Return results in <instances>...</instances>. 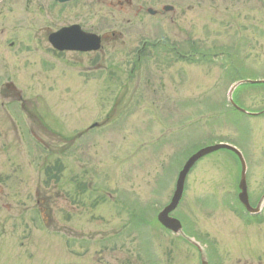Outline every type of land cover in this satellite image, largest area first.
Returning <instances> with one entry per match:
<instances>
[{
	"label": "rangeland",
	"instance_id": "rangeland-1",
	"mask_svg": "<svg viewBox=\"0 0 264 264\" xmlns=\"http://www.w3.org/2000/svg\"><path fill=\"white\" fill-rule=\"evenodd\" d=\"M72 23L101 49L55 50L48 33ZM234 80H264V0H1L0 264H201L156 216L189 155L220 141L260 202L264 113L230 107ZM233 97L259 111L264 84ZM239 166L200 159L172 213L209 264H264V203L246 211Z\"/></svg>",
	"mask_w": 264,
	"mask_h": 264
},
{
	"label": "water",
	"instance_id": "water-1",
	"mask_svg": "<svg viewBox=\"0 0 264 264\" xmlns=\"http://www.w3.org/2000/svg\"><path fill=\"white\" fill-rule=\"evenodd\" d=\"M57 3L63 4L67 3L73 0H56ZM174 7L172 5H166L164 6V10L169 11L173 10ZM150 13L155 14L156 12L152 9L148 10ZM50 41L54 45L55 48L59 50H80V51H88V50H96L100 47V37L96 34H91L84 32L80 25H71L68 27H63L59 29L56 32H53L50 35ZM241 82H238L235 84L231 90L230 93V101L236 107L238 110L255 114L248 112L244 108H241L238 106L232 98V91L234 88L239 85ZM245 82L250 83H264V80H245ZM97 123H94L92 127L96 126ZM220 149H227L232 151L237 155L239 158L240 164H241V177L239 182V199L243 203V205L246 207V209L252 213H257L261 210L262 204L264 202V195L262 196L260 202L256 207H252L249 201V195H248V185H247V162L246 159L242 153V151L237 148L236 146L227 143V142H218L214 143L208 146H204L200 149H198L196 152H194L185 162L182 169L180 170L178 174V178L176 181L175 190L173 193V196L168 204H166L158 213L157 219L158 221L167 229L172 231L175 234H180L183 237H185L188 241H190L192 244H194L201 253V264H209L208 257L204 252L203 247L201 244L196 241L194 238L189 237L185 234L183 230V226L181 221L172 216L171 212L177 208L179 205L181 198L183 196L184 188H185V182L187 175L191 168L195 165V163L201 159L202 157L206 156L207 154H210L212 152H215Z\"/></svg>",
	"mask_w": 264,
	"mask_h": 264
},
{
	"label": "flooded vegetation",
	"instance_id": "flooded-vegetation-1",
	"mask_svg": "<svg viewBox=\"0 0 264 264\" xmlns=\"http://www.w3.org/2000/svg\"><path fill=\"white\" fill-rule=\"evenodd\" d=\"M6 88H9L10 89V87L6 84V86H5ZM11 90V89H10Z\"/></svg>",
	"mask_w": 264,
	"mask_h": 264
},
{
	"label": "trees",
	"instance_id": "trees-1",
	"mask_svg": "<svg viewBox=\"0 0 264 264\" xmlns=\"http://www.w3.org/2000/svg\"><path fill=\"white\" fill-rule=\"evenodd\" d=\"M141 54H142V51H141ZM134 220H136L135 218H133ZM189 234H191V233H189ZM192 235V234H191Z\"/></svg>",
	"mask_w": 264,
	"mask_h": 264
}]
</instances>
